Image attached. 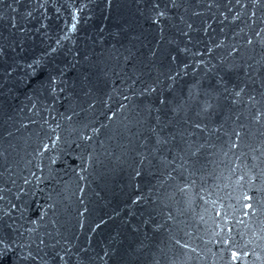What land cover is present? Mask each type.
<instances>
[{"label":"water","instance_id":"water-1","mask_svg":"<svg viewBox=\"0 0 264 264\" xmlns=\"http://www.w3.org/2000/svg\"><path fill=\"white\" fill-rule=\"evenodd\" d=\"M0 264H264V0H0Z\"/></svg>","mask_w":264,"mask_h":264}]
</instances>
